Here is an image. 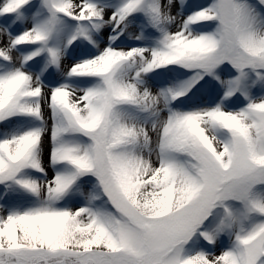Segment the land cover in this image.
Masks as SVG:
<instances>
[{
  "label": "snow or ice",
  "instance_id": "6c2138e0",
  "mask_svg": "<svg viewBox=\"0 0 264 264\" xmlns=\"http://www.w3.org/2000/svg\"><path fill=\"white\" fill-rule=\"evenodd\" d=\"M0 264H264V0H0Z\"/></svg>",
  "mask_w": 264,
  "mask_h": 264
}]
</instances>
